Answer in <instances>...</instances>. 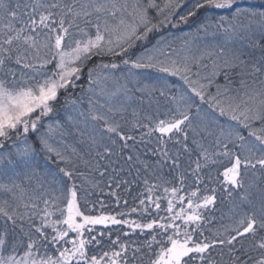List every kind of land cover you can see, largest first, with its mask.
<instances>
[{
    "label": "snow or ice",
    "instance_id": "snow-or-ice-1",
    "mask_svg": "<svg viewBox=\"0 0 264 264\" xmlns=\"http://www.w3.org/2000/svg\"><path fill=\"white\" fill-rule=\"evenodd\" d=\"M0 264H264V0H0Z\"/></svg>",
    "mask_w": 264,
    "mask_h": 264
},
{
    "label": "trees",
    "instance_id": "trees-1",
    "mask_svg": "<svg viewBox=\"0 0 264 264\" xmlns=\"http://www.w3.org/2000/svg\"><path fill=\"white\" fill-rule=\"evenodd\" d=\"M186 31H187V29H186Z\"/></svg>",
    "mask_w": 264,
    "mask_h": 264
}]
</instances>
